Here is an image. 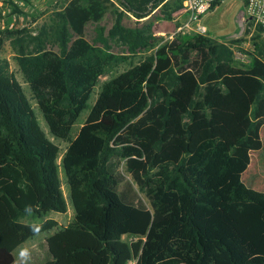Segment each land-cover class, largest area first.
<instances>
[{"label":"trees","instance_id":"obj_1","mask_svg":"<svg viewBox=\"0 0 264 264\" xmlns=\"http://www.w3.org/2000/svg\"><path fill=\"white\" fill-rule=\"evenodd\" d=\"M184 1L117 0L121 11L111 0H72L39 37L6 34L20 57L54 44L71 86L66 56L89 24L111 11L117 36L126 16L172 20ZM255 31V53L243 67L232 49L240 39L184 35L157 49L143 87L149 107L124 120L105 114L101 128L67 152L75 215L47 238L44 264H254L264 257V192L242 180L251 154L262 148L264 127V30ZM109 57L89 48L73 64L100 66ZM40 132L0 58V141L12 160L0 175V264H16L20 246L58 228L49 213L68 211L55 150ZM124 166L133 183L121 190Z\"/></svg>","mask_w":264,"mask_h":264},{"label":"rangeland","instance_id":"obj_2","mask_svg":"<svg viewBox=\"0 0 264 264\" xmlns=\"http://www.w3.org/2000/svg\"><path fill=\"white\" fill-rule=\"evenodd\" d=\"M14 1L17 0L8 1L11 6L9 19L16 15L18 21L25 26L23 28L17 23L13 32H23L28 38H37L45 27L52 25L56 16L63 12L71 0H59L58 10L48 9V5L54 0H24V9L15 7ZM247 1L224 0L216 11L203 18V24L208 30L207 36L211 39L221 43L243 40L238 46L232 47L235 62L240 67L249 64V55L255 53L253 37L256 36V29L240 22L243 12L241 5H245ZM45 3L47 8H43L46 7ZM187 20L183 8L173 14L172 20H166L162 13L148 21H139L128 15L122 20L119 34L115 36L112 34L116 24L115 17L110 11L100 23L89 24L83 38L73 40L66 56L72 64L71 86L62 70L59 49L54 44H50L41 54L20 57L12 45L13 38L6 32H0V58L9 62L11 75L22 90L44 141L55 150L58 178L68 202L67 213L51 212L46 217L58 222L57 229L29 240L14 252L16 264H44L47 258V238L60 228L68 226L75 215L63 165L67 152L74 143L90 136L92 132L96 133L101 128L105 114L112 117L119 115L124 120L126 114L139 113L149 107L143 87L154 68L151 58L163 44L176 37L190 35L185 30H180ZM89 48L108 53L110 57L104 61L107 64L94 67L84 63L73 64ZM261 137L262 148L251 154L250 166L242 180L247 187L264 192V127ZM11 163L12 160L7 157L0 141V175L2 167ZM123 173L126 182L121 190L127 182L133 183L125 166ZM134 188L138 190L135 185ZM140 198L150 206L143 194H140ZM253 262L264 264V257H255Z\"/></svg>","mask_w":264,"mask_h":264},{"label":"built area","instance_id":"obj_3","mask_svg":"<svg viewBox=\"0 0 264 264\" xmlns=\"http://www.w3.org/2000/svg\"><path fill=\"white\" fill-rule=\"evenodd\" d=\"M8 1L9 0H0V32L3 33L6 31L16 30L17 23L23 28L25 26L22 22L18 21V17L16 15L13 19H9L11 6L8 5ZM111 1L115 3L118 8L123 10L117 3V0ZM218 1L220 0H185L183 5V12L187 16L188 20L180 30H185L190 35L195 34L207 36L208 30L203 24V18L205 15L210 13L212 7ZM14 3L15 7L19 9H24L26 7V3L24 0H17L14 1ZM35 6H37V4H35ZM45 6L46 7L43 8H47L46 3ZM48 6L49 10H58L60 8L59 0H54ZM66 6L64 7V9L66 8ZM240 22L243 25L252 24L254 29L262 28L264 30V0H248L240 16Z\"/></svg>","mask_w":264,"mask_h":264},{"label":"crops","instance_id":"obj_4","mask_svg":"<svg viewBox=\"0 0 264 264\" xmlns=\"http://www.w3.org/2000/svg\"><path fill=\"white\" fill-rule=\"evenodd\" d=\"M244 6H245L244 4L241 5V9H242V11L244 10ZM218 8H219V7H218ZM218 8H217V9H218ZM217 9H216V10H217ZM216 10H215V11H216ZM241 14H242V13H241ZM263 39H264V37H263ZM66 227H67V226H66Z\"/></svg>","mask_w":264,"mask_h":264}]
</instances>
